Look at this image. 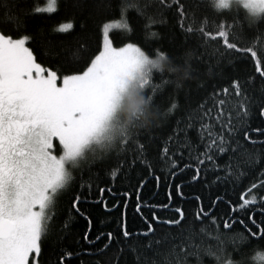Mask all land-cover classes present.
Instances as JSON below:
<instances>
[{
	"label": "snow or ice",
	"instance_id": "obj_1",
	"mask_svg": "<svg viewBox=\"0 0 264 264\" xmlns=\"http://www.w3.org/2000/svg\"><path fill=\"white\" fill-rule=\"evenodd\" d=\"M64 2L73 18L45 31L61 0H0V264H246L264 239V0ZM186 172L236 200L196 195L190 217L172 203ZM162 179L168 202L142 200ZM106 193L125 211L93 233L85 205L110 210Z\"/></svg>",
	"mask_w": 264,
	"mask_h": 264
},
{
	"label": "trees",
	"instance_id": "obj_2",
	"mask_svg": "<svg viewBox=\"0 0 264 264\" xmlns=\"http://www.w3.org/2000/svg\"><path fill=\"white\" fill-rule=\"evenodd\" d=\"M73 18V13L66 6L64 0H61V9L58 13H53L50 17H45L43 19H39L37 23L42 24L44 26L45 31H51V29L57 25L59 22ZM54 39L60 40V36H55ZM66 40H74L75 35H70L67 37H63ZM117 45H119V39L117 40ZM146 47H148L146 45ZM149 51L151 49L149 48ZM179 54V53H177ZM167 71V70H165ZM183 181L182 191L184 192V197L180 198L176 195L175 188L173 186V204H181L186 212L191 217V214L196 210L195 205L198 203L195 200V196L199 195L203 198V202L207 204L210 198H213L215 195L224 196L225 198H231L236 200L238 193L233 191L231 188L218 187L215 184L209 185L206 179H200L198 181H192L190 178V174L187 172L184 174H178L177 177L173 180V185L175 183H180ZM132 183H135V179L132 180ZM116 188L120 191L126 190L129 188V184L127 180H124L121 183L116 185ZM242 190V189H241ZM167 193L168 187L166 182L162 179L160 187L157 188L155 181L150 180L142 189H141V199L147 201L151 205H155L158 203H167ZM108 196L109 209L106 210L102 204L99 203H91L86 204L85 207L91 213L93 218V233L95 232H107V231H118V220L120 219L121 212L125 211L123 206H118L116 208H111V204L115 201L109 194H105ZM117 199H123V197H117ZM135 196H133L128 204L126 209L127 213V224L128 228L132 232H136L138 229L144 227L143 220L139 213L135 211ZM224 205H221V209H223ZM157 211H162L157 209ZM145 214L147 215L149 210L148 208L144 209ZM86 228V221L83 218H76L72 222L71 231L67 234L66 244L70 247L76 248L79 250L81 245H86L87 242L80 240V236L82 232ZM243 251L246 254V264H264V261L260 259H253L257 251H264V239L252 237L249 242L244 245ZM45 259H47V252L45 253ZM81 259H86L87 264H94V260L92 258H88L87 254H82ZM129 260L132 259L131 256L128 257ZM74 264H79L78 260L74 261Z\"/></svg>",
	"mask_w": 264,
	"mask_h": 264
},
{
	"label": "clouds",
	"instance_id": "obj_3",
	"mask_svg": "<svg viewBox=\"0 0 264 264\" xmlns=\"http://www.w3.org/2000/svg\"><path fill=\"white\" fill-rule=\"evenodd\" d=\"M262 253H264V251H261Z\"/></svg>",
	"mask_w": 264,
	"mask_h": 264
}]
</instances>
